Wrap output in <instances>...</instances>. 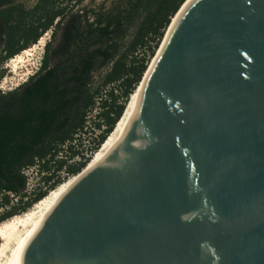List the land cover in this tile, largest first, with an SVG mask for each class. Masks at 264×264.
Returning <instances> with one entry per match:
<instances>
[{
	"label": "water",
	"instance_id": "water-1",
	"mask_svg": "<svg viewBox=\"0 0 264 264\" xmlns=\"http://www.w3.org/2000/svg\"><path fill=\"white\" fill-rule=\"evenodd\" d=\"M176 14L123 136L10 264H264V0Z\"/></svg>",
	"mask_w": 264,
	"mask_h": 264
},
{
	"label": "trees",
	"instance_id": "trees-1",
	"mask_svg": "<svg viewBox=\"0 0 264 264\" xmlns=\"http://www.w3.org/2000/svg\"><path fill=\"white\" fill-rule=\"evenodd\" d=\"M184 1L110 0L107 6L74 10L83 0H37L29 8L0 0V78L4 61L51 31L38 68L17 86L0 88V223L25 212L90 162ZM104 66L95 84L92 75ZM32 166L42 185L27 195L21 191L22 171Z\"/></svg>",
	"mask_w": 264,
	"mask_h": 264
},
{
	"label": "bare ground",
	"instance_id": "bare-ground-1",
	"mask_svg": "<svg viewBox=\"0 0 264 264\" xmlns=\"http://www.w3.org/2000/svg\"><path fill=\"white\" fill-rule=\"evenodd\" d=\"M181 10V9H180ZM178 14V13H177ZM176 15L172 18V24L176 20ZM168 29V30H169ZM167 31V30H166ZM168 32V31H167ZM167 34V33H166ZM166 36L162 39V43L160 45V49L164 45L166 40ZM40 43H43V40H40ZM159 49V50H160ZM159 50L152 58L148 66V70L154 64L157 54ZM33 48L29 47L22 52L16 54L14 57L10 58L9 67L11 68V73L17 71L19 67H23L24 64L30 60V56H32ZM140 83L137 85L135 92H133L130 96V100L120 117L114 126L113 130L108 134L104 142L98 148L96 152H94V156L91 158L88 166H92L99 162L103 156L117 143V141L123 136L130 120L132 119L135 110L137 108V104L139 101V90ZM77 176V175H76ZM76 176H73L68 181H63L56 188L50 190L49 193L41 200H39L35 209L30 211H25L24 214L12 216L13 218H9L8 220L0 223V264H10L17 249L20 244L27 236V234L32 230V228L38 223V221L46 214V212L51 208V206L61 197V195L67 190V188L72 184L75 180Z\"/></svg>",
	"mask_w": 264,
	"mask_h": 264
},
{
	"label": "rangeland",
	"instance_id": "rangeland-1",
	"mask_svg": "<svg viewBox=\"0 0 264 264\" xmlns=\"http://www.w3.org/2000/svg\"><path fill=\"white\" fill-rule=\"evenodd\" d=\"M36 1L37 0H17V2H23L27 8L33 6ZM109 3H110V0H83V2L81 4L74 6V10H78V9H80L82 7L97 8L100 5H106L107 6V5H109ZM50 35H51V31L45 32L43 34V36L39 39V41L36 44H34L33 46H31V48H33V51H32V56H30V60L27 61L24 64L23 67L22 66L19 67L16 72L11 73V68L9 67L10 60H6V61H4L2 63V67L1 68L5 69L4 76L2 78H0V88L2 90H8V89H10L12 87L17 86L19 83L23 82L27 78V76H29L31 73H33L38 68V66L40 64L41 57H42L43 52H44V45H45L46 42H48L50 40ZM57 35H58L57 36V38H58L59 37V32H58ZM41 39L43 40V43H40ZM161 40H160V43H161ZM151 58H152V56L149 58L148 63H149V61L150 62L152 61ZM106 70H107V67H105V66L104 67H97L95 69V71H94V73L92 75V79H93V82L95 84L98 83V81L101 79V77L106 72ZM108 88L109 87H107V90H108ZM103 94H105V93L103 92ZM129 100H130V98H129ZM129 100H128V102H129ZM128 102H127V104H128ZM127 104H126V106H127ZM97 110H98V107H94V109L89 114V117L87 119V126L89 127L88 128L89 130L91 129V126L94 125V122H95L94 118H95V114L97 113ZM89 140H90L89 137H87L85 139V144L86 145L89 144L88 143ZM25 176H26V179H28L30 188H35L38 185L39 174H37L36 166H32V167L26 169L25 170ZM71 178H72V176L70 178H67L64 181H68ZM10 196H11L13 202H16L18 197L17 196H13L12 197V195H10ZM38 203L39 202H37L35 205L33 204L34 206L32 205L27 210L30 211V210H33V208L35 209V207H36V205ZM4 209H5V207L3 208V210ZM21 214L22 213H20L19 215H21ZM14 216H16V215H14ZM10 218H12V217H10ZM8 219H6V220H8Z\"/></svg>",
	"mask_w": 264,
	"mask_h": 264
},
{
	"label": "built area",
	"instance_id": "built-area-1",
	"mask_svg": "<svg viewBox=\"0 0 264 264\" xmlns=\"http://www.w3.org/2000/svg\"><path fill=\"white\" fill-rule=\"evenodd\" d=\"M39 41V40H38ZM10 60V59H9ZM26 169H28V168H26ZM26 169H24L23 171H22V173L25 175V170ZM26 177V176H25ZM40 185H42V183L39 181L38 182V185L35 187V188H30L29 187V182H28V179H26V182H25V187H24V192H26V194L27 195H30V194H32L34 191H35V189L38 187V186H40ZM45 188V187H44ZM56 188V187H55ZM50 191H48V193H49Z\"/></svg>",
	"mask_w": 264,
	"mask_h": 264
},
{
	"label": "flooded vegetation",
	"instance_id": "flooded-vegetation-1",
	"mask_svg": "<svg viewBox=\"0 0 264 264\" xmlns=\"http://www.w3.org/2000/svg\"><path fill=\"white\" fill-rule=\"evenodd\" d=\"M17 2V0H15Z\"/></svg>",
	"mask_w": 264,
	"mask_h": 264
}]
</instances>
